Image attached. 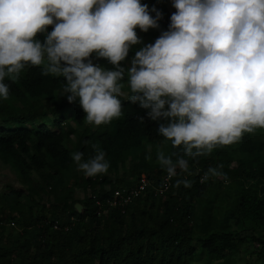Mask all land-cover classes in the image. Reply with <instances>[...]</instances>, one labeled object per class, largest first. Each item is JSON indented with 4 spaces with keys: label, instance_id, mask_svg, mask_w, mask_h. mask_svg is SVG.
I'll return each instance as SVG.
<instances>
[{
    "label": "trees",
    "instance_id": "16d2710c",
    "mask_svg": "<svg viewBox=\"0 0 264 264\" xmlns=\"http://www.w3.org/2000/svg\"><path fill=\"white\" fill-rule=\"evenodd\" d=\"M156 2L141 0L153 18V7L162 18L158 28L136 29L137 35L141 32L150 39L131 47L121 62L125 69L136 51L169 28L171 16ZM52 30L49 26L48 32ZM45 36L41 33L36 39L43 42ZM91 60L113 69L95 53ZM4 82L9 98H0V165L12 172L22 190L10 191L12 203L0 206V264H228L232 260L264 264V129L244 133L239 142L219 146L208 156L185 157L191 174L177 169L163 191L167 172L147 163V154L140 153L136 163L132 160L143 144L168 140L158 134L159 122L127 96L121 100L120 118L90 131L78 99L69 103L63 94L66 78L45 74L43 65L26 66L16 82L8 78ZM122 83L130 95L127 76ZM72 137L70 150L67 143ZM168 143L167 155L182 153V148ZM93 145L105 152L110 169L133 157L128 166L131 179L109 181L104 174L87 178L78 174L72 154L83 152L87 160L96 154ZM233 160L236 167L230 169ZM219 165L227 180L210 177L201 183L208 169ZM33 175L38 177L35 183L30 180ZM141 175L148 188L123 209L106 204L113 190L136 188ZM177 179H187L191 187H174ZM211 185L222 186L231 197L227 213L219 219L218 211L208 204L214 199L209 196ZM74 189L82 198L74 199ZM22 195L23 203L18 200ZM200 206L210 209V214L196 216ZM6 226L17 231L16 240L5 233Z\"/></svg>",
    "mask_w": 264,
    "mask_h": 264
},
{
    "label": "clouds",
    "instance_id": "9594fccd",
    "mask_svg": "<svg viewBox=\"0 0 264 264\" xmlns=\"http://www.w3.org/2000/svg\"><path fill=\"white\" fill-rule=\"evenodd\" d=\"M172 6L168 30L136 51L125 69L121 62L141 43L136 29L159 27L155 7L153 18L141 0H0V98H9L6 78L16 82L26 66L42 65L45 74L66 78L63 94L69 103L78 99L89 124L120 118L119 97L127 96L159 122V135L182 148L157 151L167 178L177 169L190 175L185 157L208 156L264 129V0H172ZM41 33L43 42L36 39ZM93 53L113 69L94 65ZM92 147L96 154L87 160L83 152L72 154L86 177L110 167L105 152ZM222 167H210L201 183L227 180ZM181 184L191 187L187 179L174 187Z\"/></svg>",
    "mask_w": 264,
    "mask_h": 264
},
{
    "label": "rangeland",
    "instance_id": "374dc122",
    "mask_svg": "<svg viewBox=\"0 0 264 264\" xmlns=\"http://www.w3.org/2000/svg\"><path fill=\"white\" fill-rule=\"evenodd\" d=\"M156 4L163 8L167 14L169 16H171L176 9L172 6V0H156ZM138 37L141 40V45H144L148 42V40L150 38L144 37L141 32L138 33ZM157 38H153L150 41L151 42H155ZM127 65L130 67L131 66V59H129L128 61H126ZM128 87V86H127ZM121 98V100H125L126 96H122L119 97ZM71 124V122L69 123ZM97 129V126H95L94 124H91L89 127L90 131H94ZM75 141V138L72 137L70 139V141L67 143V148L70 150H73V142ZM168 141L166 142H161V143H155L153 144H143L144 147L141 148V152H137V154H135L134 159L132 160L133 157L131 158H127L126 161L123 164H119L116 163L115 167L112 169H108L107 173H104V175L106 176V178L109 181H113V180H124V181H129L131 179L130 176V169L128 168V166H130L133 163H136L138 160H140V157L138 156L140 153H144L143 156H145L147 154L148 156H151V159H147L146 158V162L147 163H151L152 166L155 165H159L158 161H157V151L158 150H162L164 152L165 155H167V147H168ZM142 159V158H141ZM130 160L133 161V163L129 162ZM236 167V162L233 160V162L229 165L230 169H235ZM76 170H77V165H76ZM78 174H82L84 176V178H87L83 172L78 171ZM14 175L12 174V172L5 166H1L0 165V206L5 205V204H11L12 202L10 201V195H8V193L11 191V193L17 192V191H21L22 188L21 186L18 184V182L14 179ZM38 177L33 175L30 180L35 183L38 181L37 179ZM213 178V177H212ZM220 179V178H219ZM219 179H215L216 181H218ZM214 180V179H212ZM148 188V187H147ZM89 191V190H88ZM90 194L89 192H85V195ZM209 196H214V199L212 201H209L208 204L211 205L212 209L217 210V214L216 217L219 219L221 214H226L227 210L229 209L230 203L228 200L229 196V192L225 191V189L222 186L219 187H214L213 185L210 186V193ZM208 196V197H209ZM74 199H80L82 198L81 193L78 189H74V194H73ZM217 197H222V200H218ZM25 196H21L18 200L19 202L23 203V201L25 200ZM231 198V197H230ZM77 209H79V206H77ZM205 212V213H204ZM201 213H203L205 216H208L210 214V209H205L203 207H196V216L201 215ZM230 223V229L234 230L235 228L232 226V222ZM237 230V229H236ZM5 233H10V239L12 240H16L17 239V231L15 229H11L9 226L5 227ZM238 259H242L241 257L236 258V260ZM193 264H203L200 261H196ZM228 264H239L234 262L233 260L231 262H228Z\"/></svg>",
    "mask_w": 264,
    "mask_h": 264
},
{
    "label": "built area",
    "instance_id": "2783aa9c",
    "mask_svg": "<svg viewBox=\"0 0 264 264\" xmlns=\"http://www.w3.org/2000/svg\"><path fill=\"white\" fill-rule=\"evenodd\" d=\"M167 181L168 178L164 179V185H163V191L167 189ZM149 186V183L145 180V176L141 175V177L138 179L136 188H132L130 190L125 189H115L112 192L111 200H107L106 204L109 206H117L119 209H123V207L130 202L131 199L136 197L140 191L147 188ZM159 194L161 192H158ZM93 199V198H92Z\"/></svg>",
    "mask_w": 264,
    "mask_h": 264
}]
</instances>
